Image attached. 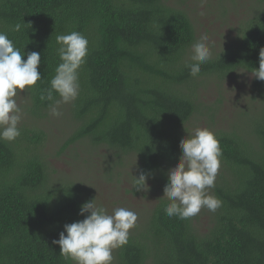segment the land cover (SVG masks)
Masks as SVG:
<instances>
[{
  "label": "trees",
  "instance_id": "trees-1",
  "mask_svg": "<svg viewBox=\"0 0 264 264\" xmlns=\"http://www.w3.org/2000/svg\"><path fill=\"white\" fill-rule=\"evenodd\" d=\"M171 0H0V31L21 53L36 51L42 80L26 88L33 112L60 63L56 36L76 31L88 40L79 70L74 113L80 122L67 145L84 138L137 154L149 175L178 158L183 128L199 111L198 78L225 76L259 67L264 47V0L241 27V37L201 65L192 77L187 64L196 40L188 14ZM20 24L19 31L12 29ZM27 59V55L22 57ZM56 99L58 94L53 93ZM250 114L249 131L237 127L213 133L225 173L215 185L222 202L207 231L193 217H169L162 199L148 221L119 247L120 264H264V92ZM45 134L20 129L12 142L0 140V264H75L60 255L65 224L83 220L80 191L51 181L42 147Z\"/></svg>",
  "mask_w": 264,
  "mask_h": 264
},
{
  "label": "rangeland",
  "instance_id": "rangeland-1",
  "mask_svg": "<svg viewBox=\"0 0 264 264\" xmlns=\"http://www.w3.org/2000/svg\"><path fill=\"white\" fill-rule=\"evenodd\" d=\"M170 4L184 10L192 20L196 31L195 42L202 35H207L212 57L238 44L241 27L258 10L259 0H171ZM191 54L190 48L189 59ZM242 71L244 73H240ZM196 90L201 106L184 126L183 137L196 127L208 128L212 132L234 127L249 131L250 114L256 115L263 105L264 81L244 69L225 76H202L197 80ZM15 99L22 110L19 129L39 130L45 134L41 153L49 166L51 181L60 186L77 188L85 202L95 198L96 204L103 206L109 214L116 207L134 211L138 219L129 234L148 221L160 200L167 199L162 198L167 174L177 165L182 153L176 160L167 163L162 171L149 175L146 191H137L133 186L134 177L138 178L141 171L137 154L123 155L120 161L118 151L103 144H94L88 138L65 146L80 123L74 113L75 101L61 104L62 115L54 117L50 115L49 108L41 115L34 113L26 89L23 92L18 90ZM222 173H225V165L220 159L215 185ZM208 192L215 196V186ZM213 214L202 208L193 217L198 230L207 231ZM112 255V264H120L119 248L114 249ZM148 264L154 262L150 260Z\"/></svg>",
  "mask_w": 264,
  "mask_h": 264
},
{
  "label": "clouds",
  "instance_id": "clouds-1",
  "mask_svg": "<svg viewBox=\"0 0 264 264\" xmlns=\"http://www.w3.org/2000/svg\"><path fill=\"white\" fill-rule=\"evenodd\" d=\"M18 23L12 29L19 31ZM207 35L191 45V61L186 66L190 75L197 77L201 65L211 59L207 44ZM59 45L57 54L60 63L50 80V87L41 99L50 101L49 113L60 117L61 104L74 102L80 93L79 70L86 62L88 40L81 33L72 31L69 34L56 36ZM27 55V59H22ZM41 62L39 52L21 53L5 32L0 31V140L12 142L20 136L18 127L22 119V110L15 97L18 90L23 92L42 80L38 66ZM244 73V71L240 72ZM251 75L264 81V47L259 51V67L253 68ZM58 94L59 99L53 95ZM182 155L177 165L169 169L164 195L169 203L164 211L169 217L189 219L196 216L202 208L215 212L221 201L208 190L215 186L220 167L222 150L215 134L208 128L196 127L180 140ZM134 177V176H133ZM147 175L141 173L134 177L133 186L139 191L147 190ZM79 220L64 225L59 239L52 243L59 245L60 255L75 264H112L114 249L128 243L129 230L135 227L137 214L125 207H116L112 213L103 206H98L95 198L81 205Z\"/></svg>",
  "mask_w": 264,
  "mask_h": 264
}]
</instances>
